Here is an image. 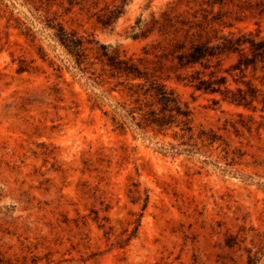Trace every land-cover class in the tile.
Returning <instances> with one entry per match:
<instances>
[{"label": "rangeland", "instance_id": "rangeland-1", "mask_svg": "<svg viewBox=\"0 0 264 264\" xmlns=\"http://www.w3.org/2000/svg\"><path fill=\"white\" fill-rule=\"evenodd\" d=\"M162 13L264 39V0H0V264H264V60L210 63L247 105L197 91L153 48Z\"/></svg>", "mask_w": 264, "mask_h": 264}, {"label": "trees", "instance_id": "trees-1", "mask_svg": "<svg viewBox=\"0 0 264 264\" xmlns=\"http://www.w3.org/2000/svg\"><path fill=\"white\" fill-rule=\"evenodd\" d=\"M213 4L216 1L212 2ZM110 17H106L109 19ZM217 18L213 17L212 20ZM206 20V17H204ZM100 22H104L103 20ZM105 24V23H103ZM156 30L165 45L161 42L153 44L154 49L163 47L166 58L170 57L173 63L171 68L176 70H190L191 72L182 76L176 75L177 80H185L187 84L193 86L195 90L204 93H220L224 100H228L236 105L249 104L247 91L240 87L231 89L226 85V77L221 75L220 69L210 70L212 60L219 66L223 58L231 55L236 56L235 63L231 64V70L239 71L241 75L245 69L251 67L256 69V62L264 60V39H256L250 32L222 33L220 30L208 27V23L194 22L189 19L171 16L169 13H162L160 18H152L147 31ZM61 44L69 48L70 52L80 55L79 43L72 39L70 35L61 33L58 35ZM147 49L144 53L147 54ZM107 55L106 53H103ZM161 57V55L159 56ZM110 60V59H109ZM142 60V58H140ZM108 65L119 76H125L128 80H141L148 82L146 91H153L154 95L164 104V110L170 112L169 117H179L184 124L187 123V113L182 111L175 96L168 91L164 84L157 81L156 72L153 68L151 73L146 69L141 70L131 59L112 61ZM159 68H164L165 64L159 62ZM209 72L205 74V70ZM207 75V78H205ZM235 82H238L236 80ZM138 86H145L144 84ZM133 87V86H131ZM145 91V92H146ZM155 118L154 112H149Z\"/></svg>", "mask_w": 264, "mask_h": 264}]
</instances>
